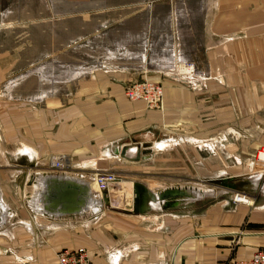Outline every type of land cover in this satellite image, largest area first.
Listing matches in <instances>:
<instances>
[{
	"label": "crops",
	"instance_id": "crops-1",
	"mask_svg": "<svg viewBox=\"0 0 264 264\" xmlns=\"http://www.w3.org/2000/svg\"><path fill=\"white\" fill-rule=\"evenodd\" d=\"M83 13L101 16L93 23L99 38L101 29L112 31L118 25L124 36L138 41L133 47L125 39L122 45L134 49L127 57L137 66L78 71L72 93H65L67 97L76 94L73 102L67 99L65 104L61 95L54 97L59 101L55 106L46 102L45 121L46 125L50 121L51 131H46L44 140L52 143L47 146L51 152H76L77 158L71 155L73 167L65 175L83 179L85 185L103 169L125 172L128 179L114 196L109 191L119 186L109 188L107 202L95 195L92 211L86 208L91 183L81 211L59 213L47 207L43 195L44 207L54 213L50 216L30 205L37 195L33 183L43 176L32 178L39 170L30 169L26 185L31 177L34 197L29 205L39 217L25 200L28 218L19 217L11 207L14 216L9 217L12 212L7 206L8 215L0 219V240L8 239L13 247L9 255L4 248L0 251L4 259L0 264H56V250L64 247L85 248L88 264H224L249 258L264 247V179L256 172H249L254 175L251 181L240 178L248 173L244 162L249 166V156L264 146V10ZM183 61L195 64L194 75L174 73L173 65ZM137 79L162 84L160 107L149 108L143 100L126 98L125 86ZM23 145L29 153L19 154L39 163L42 148ZM161 155L167 161L162 165L157 162ZM236 167L242 172L230 170ZM144 174L154 178V184L150 186L147 179L141 183L158 196L167 188L183 195L160 199L148 212L134 213L132 194L130 202L117 198L126 185L132 188L136 176ZM158 174L170 177L161 179ZM198 175L206 183L197 182ZM231 177L243 180L239 189L223 184ZM0 189L3 194L1 181ZM193 190L203 196H195ZM235 190L254 194V204L233 202ZM36 218L46 219L56 230L42 244L33 238L38 236V225L34 229L32 223ZM71 221H77L74 228ZM6 224H12V230L5 229ZM18 225L30 238L27 245L17 242L16 247L12 241L20 238Z\"/></svg>",
	"mask_w": 264,
	"mask_h": 264
},
{
	"label": "rangeland",
	"instance_id": "rangeland-1",
	"mask_svg": "<svg viewBox=\"0 0 264 264\" xmlns=\"http://www.w3.org/2000/svg\"><path fill=\"white\" fill-rule=\"evenodd\" d=\"M225 9L264 10V0H0V181L3 187V194L0 191V195L2 200L5 199L4 203L12 212L9 217L14 216L12 210L14 209L19 217L28 218L29 213L24 207V200L26 207L32 211L35 217H39L29 205L33 188L30 186L31 177L27 181V185L30 187L26 185V179L30 169L32 171L39 170L32 178L46 173L52 175L63 174L51 172L44 162L46 156L58 153L51 152L47 146H51L52 143L46 139L44 140L46 131H51L50 121L48 125L45 121L46 111L44 109L46 108V102L51 101L49 107L55 106L59 101L55 100L54 97L60 95L65 97L63 99L65 104L68 102L67 99L71 100L70 103L73 102L76 99V94L73 92L70 97H67L65 93L73 90L77 81L76 74L83 68L85 71H91L95 68L110 66L116 67V69L126 67L130 69L137 66V64L132 63L133 59L130 56L127 57L134 49L131 47L125 48L122 45L125 39L130 41L129 44H133V47L138 41L133 40L132 42L129 36H124L125 33L118 25H114L111 28L112 31L110 29L102 31L101 29L103 35L102 38H99V28L95 30L93 23H98L101 16H93L92 14L83 13L84 11ZM67 10L70 12L66 15ZM80 13H83V15ZM83 18L86 20L85 22ZM120 18V15H118V19ZM101 28L105 27L101 26ZM174 67L175 64L173 65V71ZM141 80L143 79L134 81ZM48 135L50 136V134ZM23 143L34 144L33 146L42 148L41 151L44 155L42 154L43 157L39 160V163L19 154V152L29 153V147L27 145L22 146ZM257 149L249 156L248 161H252ZM67 155L70 158L71 155L72 158H77L74 151L68 152ZM157 162L162 165L167 161L162 156V158H158ZM242 167L248 173L240 178L250 179L254 176L249 172L255 171V168L248 166L247 160ZM238 168L230 170L242 172ZM161 169L165 170L164 167ZM107 170L103 169L102 171ZM121 175L124 178L116 183L119 187H123L125 185L124 181L128 179L125 172ZM259 175L262 174L259 173ZM157 176L161 179L170 177L168 174H158ZM202 177L198 175L196 181L206 183ZM232 178L239 179L238 177ZM136 179L139 182L147 179L146 182L150 186L154 184L151 181L154 178L145 174L136 176ZM90 183L94 185L98 193V188L94 182ZM119 187L116 188L118 191L121 188ZM126 187L123 188L120 194L121 197L117 199L130 202L131 194L133 195L132 188L130 186ZM233 192L243 193L237 190ZM247 195H252L250 196L252 197V204H242L251 207L256 196L254 194ZM234 197L233 195L232 198ZM232 201L236 202L233 199ZM21 222L28 228L31 227L28 220L21 219ZM32 223L34 229L38 225V236L37 238L33 236V238L40 244L46 241L53 230L56 232L53 229V224L44 218H38ZM76 224L77 221H71L70 225L72 226L70 227L74 228ZM9 226L12 230V224H6L4 227L7 229ZM22 227L23 225L21 227L18 225L17 228L21 232V234L18 233L20 238L12 241L16 247L18 243H21V246H24V243L27 245L30 238V236H27L28 232L23 231ZM42 228L45 229L39 232ZM6 241L4 243V239L0 240V251L4 248L5 255H9V248L13 246L11 241L8 239ZM60 249L63 248L57 250ZM2 257L3 255L0 253V262L4 260Z\"/></svg>",
	"mask_w": 264,
	"mask_h": 264
},
{
	"label": "built area",
	"instance_id": "built-area-1",
	"mask_svg": "<svg viewBox=\"0 0 264 264\" xmlns=\"http://www.w3.org/2000/svg\"><path fill=\"white\" fill-rule=\"evenodd\" d=\"M196 72L195 64L189 61L175 63L174 73L176 75L192 76ZM125 96L129 100H143L147 107L158 108L163 103V86L158 81L143 79L134 81L126 85L124 90ZM45 164L53 173H67L73 167L72 159L67 154H50L44 159ZM250 166L255 168L256 173H261L264 179V147L257 149L253 155ZM122 177L120 172L102 171L96 172L92 176V181L97 185L98 190H108L112 185L120 182ZM240 193H236L238 195ZM247 195V194H243ZM250 197L249 195H247ZM247 197V198H248ZM245 198V197H244ZM243 197L238 199L232 198L236 202L248 203ZM56 264H88L89 254L83 247L63 248L55 253ZM224 264H264V247L257 249L249 258L234 259Z\"/></svg>",
	"mask_w": 264,
	"mask_h": 264
},
{
	"label": "water",
	"instance_id": "water-1",
	"mask_svg": "<svg viewBox=\"0 0 264 264\" xmlns=\"http://www.w3.org/2000/svg\"><path fill=\"white\" fill-rule=\"evenodd\" d=\"M124 151L122 154L124 155ZM242 179L228 178L223 182L224 185H228L233 189H239ZM72 190L75 195L68 199L63 197L64 193ZM108 190L101 191L105 202L108 201L107 197ZM133 192V204L132 210L134 213H140L143 211V204L147 189L141 182L133 181L132 184ZM88 194L87 185L81 184L75 180L70 179H58L56 177L48 178L46 184V192L44 194L45 200L48 202V206L51 209L56 208L59 213H70L79 211V207L84 201V196ZM183 192L176 188H167L159 193L160 199H169L173 195L180 196ZM107 200V201H106ZM60 206V207H57Z\"/></svg>",
	"mask_w": 264,
	"mask_h": 264
},
{
	"label": "bare ground",
	"instance_id": "bare-ground-1",
	"mask_svg": "<svg viewBox=\"0 0 264 264\" xmlns=\"http://www.w3.org/2000/svg\"><path fill=\"white\" fill-rule=\"evenodd\" d=\"M41 175V174H40ZM43 176H40V179L38 180V181H34V183L33 184H35L34 186H36L35 187V190H36V192H37V195L36 194H34V195H36V200H35V198L34 199H32L33 201H31V199H30V205H32V207H37V208H39L41 211L40 212H42V214H44V215H50V216H54V213H52V212H49L50 211V209H49V211L46 209V207H44V205H43V200L41 199V197L45 194V192H44V190H45V187H46V184H47V181H48V178H51V177H56V178H61V179H70V180H75V181H77V182H80V183H84L85 184V180H83V179H78V178H74V177H69V176H66L65 174H50V173H46V174H42ZM66 176V177H65ZM36 178V177H35ZM34 180V179H33ZM87 183V182H86ZM90 183V182H89ZM89 183H88V185H89ZM95 184V183H94ZM87 185V186H88ZM96 185V184H95ZM127 186V185H126ZM125 186V187H126ZM145 186V185H144ZM89 187V186H88ZM94 186H92V185H90V187H89V192H91V195H90V199H89V196H87V200H88V202L87 203H89V205H88V207H86V208H89V209H91V211L94 209L93 207H94V197H95V195L97 196V197H103L102 196V193H101V191L100 190H98V193H97V191L95 192L94 190H95V187L93 188ZM96 187H97V185H96ZM146 187V186H145ZM37 188V189H36ZM120 188V187H119ZM146 189H147V194L145 195V199H144V204H143V211L142 212H140V214L141 213H146V212H148L149 210H151V204H156V203H158L159 201H161L160 200V198L158 197V194L157 193H153L152 191H150L147 187H146ZM109 190V189H108ZM189 190V189H188ZM35 192V191H34ZM110 193H109V195L111 194V196H114L117 192H118V190L117 189H115L114 191H109ZM192 192H194V190L192 191ZM101 193V194H100ZM245 192H243V193H241V194H238V195H236V193L234 194V196H235V199H238V197H240V198H244L245 200H246V202H248L247 203V205H251L252 204V201H251V198L252 197H248L247 195H243ZM193 194V193H192ZM194 194H195V196H203V193H199L197 190H195V192H194ZM72 195L74 196L75 195V192H73L72 190H70V191H67V192H65L64 193V195H63V197H65V198H68V199H70L71 197H72ZM183 195V194H182ZM186 195V193H184V196ZM184 196H182V197H184ZM249 196H252V195H249ZM31 197H34V196H31ZM248 197V198H247ZM109 198V197H108ZM5 201L4 200H2V198H1V195H0V219H2V218H4V217H6L7 215H8V212H7V210H6V208H7V205L4 203ZM87 203H86V205H87ZM157 206H159V205H157ZM31 207V208H32ZM81 208H83V207H81ZM152 208H153V206H152ZM88 209V210H89ZM8 210H10V209H8ZM79 211H81V210H79ZM35 212V211H34ZM2 214H3V216H2ZM41 215V214H40ZM44 217V216H43ZM8 218V217H7ZM1 221V220H0Z\"/></svg>",
	"mask_w": 264,
	"mask_h": 264
}]
</instances>
